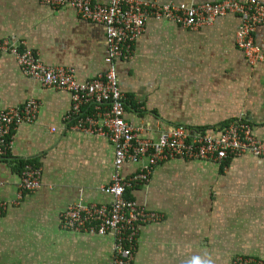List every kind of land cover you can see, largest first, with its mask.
<instances>
[{"label": "crops", "instance_id": "1", "mask_svg": "<svg viewBox=\"0 0 264 264\" xmlns=\"http://www.w3.org/2000/svg\"><path fill=\"white\" fill-rule=\"evenodd\" d=\"M107 3L108 0H96ZM190 6L217 0H142ZM239 19L219 17L195 31L149 18L128 60L112 67L125 100L124 118L138 138L184 126L189 135L217 137L228 122L243 120L264 140V62L251 64L234 42ZM264 52V25L252 34ZM0 40L32 50L46 66L71 69L79 82L105 73L103 26L74 10L37 0H0ZM38 103L32 123L10 131L0 156V264H108L112 234L69 231L68 207L107 205L103 192L115 174L126 179L140 165H113L107 138L66 129L70 95L25 75L0 54V110ZM54 129V130H52ZM41 169L40 187L20 194V162ZM127 197L158 213L140 225L132 264H230L235 256L264 259V159L250 154L216 163L174 158L154 166L148 181Z\"/></svg>", "mask_w": 264, "mask_h": 264}, {"label": "built area", "instance_id": "2", "mask_svg": "<svg viewBox=\"0 0 264 264\" xmlns=\"http://www.w3.org/2000/svg\"><path fill=\"white\" fill-rule=\"evenodd\" d=\"M53 7H67L87 21L101 25L106 31L107 48L105 73L79 82L71 69L42 64L32 50L20 49L8 40H0V54H9L25 75L45 87L66 91L70 95L71 109L66 114V129L85 135L107 138L113 145V165L117 171L125 163L139 164V170L123 179L115 174L103 192L110 197L107 205L86 207L76 204L62 214L61 226L69 231H83L104 236L112 234L113 254L108 264H132L133 249L140 225L158 222L161 216L134 200L126 199L124 192L148 181L157 164L174 159L210 160L223 163L228 159L250 154L264 159V140L255 137L251 127L243 120L227 123L217 137L203 133L190 136L184 126L162 131L155 141L138 138V129L124 118L125 100L120 90L112 62L128 60L135 41L144 32L149 18L163 19L185 29L195 31L211 26L225 15L238 17L235 33L236 47L251 64L264 62V52L253 42L252 34L264 25V0H217L190 6L157 5L142 0H37ZM38 103L27 101L21 108L0 110V156L6 158L11 148L10 131L36 118ZM54 130V129H52ZM41 169L25 161L20 170V194L40 187ZM7 204L0 202V215ZM230 264H264V259L235 256Z\"/></svg>", "mask_w": 264, "mask_h": 264}, {"label": "trees", "instance_id": "3", "mask_svg": "<svg viewBox=\"0 0 264 264\" xmlns=\"http://www.w3.org/2000/svg\"><path fill=\"white\" fill-rule=\"evenodd\" d=\"M24 163H25V161H22V163L20 162L19 167L22 168V166H23ZM127 194H128V190H126V191L124 192V197H125L126 199H130V200H132L131 198L127 197ZM136 238H137V237H136Z\"/></svg>", "mask_w": 264, "mask_h": 264}]
</instances>
